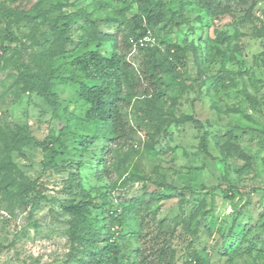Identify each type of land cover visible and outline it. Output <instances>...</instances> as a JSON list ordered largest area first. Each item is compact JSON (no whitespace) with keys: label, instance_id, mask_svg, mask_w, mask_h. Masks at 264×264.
I'll list each match as a JSON object with an SVG mask.
<instances>
[{"label":"rangeland","instance_id":"obj_1","mask_svg":"<svg viewBox=\"0 0 264 264\" xmlns=\"http://www.w3.org/2000/svg\"><path fill=\"white\" fill-rule=\"evenodd\" d=\"M34 1L0 0V4L28 8ZM62 1L67 3L62 8L65 12L80 7L92 11L91 18L99 20V30L114 37L112 42L105 41L101 50L107 54L113 47L118 49L138 73L142 72L147 48L186 45L187 60L181 69L184 71L181 79H185L187 89L179 92L172 88L168 95L174 99L172 108L176 115L187 114L202 123L201 126L194 122L172 123L170 132L159 143L164 151L158 150L152 156L142 146L149 139L142 113L124 110L134 128L129 145L133 143L140 153L126 159V164L118 169L117 154L121 156L129 145L113 148L103 156L98 168L104 174L99 182L94 178L96 166L85 157L89 164L81 167L80 177L86 191L95 196L93 186H105L111 179L116 182L113 203H128L146 187L158 189L152 180L167 182L176 189L162 188L164 199L153 201L150 209L139 208L137 216L145 222V231H154L155 220L187 216L195 209H199V215L204 212L200 217L204 216L209 226L208 230L200 229L196 236L177 226L173 246L178 263L191 248H196L210 252L211 264H264V0H216L211 3L214 12H209L200 0H164L170 22L147 30L137 39L129 35L131 30L135 34L143 32L132 21L138 12L135 0H101L99 4L98 0ZM97 4L99 7L95 8ZM117 11L119 15H115ZM174 11L181 15L171 16ZM58 14L56 10L50 16ZM0 25H5L1 19ZM9 26L17 40L5 41L6 51L0 48V125L26 127L40 141L50 132L67 127L66 138L71 146L79 135L92 131L91 126L79 119L68 120V114L61 111L53 113L38 95L21 92L13 84L12 76L17 70L11 65L4 66L2 59L11 57L13 48H20L23 52L18 64L29 63L45 39H54V31L50 24L40 20L16 21ZM77 26L74 23L70 28L76 40ZM74 90L75 87L67 86L63 96L74 99ZM85 108L79 100L71 106L73 114L79 117ZM205 130H208L206 149H201ZM239 149L250 157V163ZM48 154L47 149L35 143L11 154L25 176L37 183L41 195L36 203L29 198L21 204L0 196V264H81L80 253L72 250L69 239L70 217L60 207L64 200L76 197L64 183L69 171L75 172L77 165L70 160L78 161L79 155L70 150L63 154L66 163L57 161L54 166L46 164ZM125 165L129 166L128 171L138 168L146 179L123 184L128 176ZM229 186L233 187L232 196L227 190ZM92 214L98 211L93 209ZM236 219L242 223L249 221L245 240L237 239L229 255L217 254L222 244L221 233L225 235ZM117 239L124 258H131L138 243L128 234ZM154 243L148 238L146 246Z\"/></svg>","mask_w":264,"mask_h":264},{"label":"trees","instance_id":"obj_2","mask_svg":"<svg viewBox=\"0 0 264 264\" xmlns=\"http://www.w3.org/2000/svg\"><path fill=\"white\" fill-rule=\"evenodd\" d=\"M100 2L101 0H98L97 3ZM135 2L138 12L132 16V21L143 32L135 34L131 30L129 35H133L134 38L143 36L147 30L153 31L161 23L166 25L170 22L164 0H135ZM200 2L204 3L209 12L215 11L211 3L216 0H200ZM66 4L62 0H35L28 8L3 7L0 4V19L5 22L4 26L0 25L2 50L8 49L4 45L5 41L17 40V36L9 26L12 22L40 20L50 24L51 30L55 33L54 39H45L41 43V48L29 63L18 64L23 52L20 48L12 49V56L14 54L17 55L16 57H2V59L4 66L11 65L17 70L12 76L13 84L21 92L29 96L38 95L53 113L61 111L68 114V120H82L91 126L92 131L79 135L78 139H74L73 144L68 146L67 127H62L57 132H50L40 141L26 127L11 128L0 125L1 198L15 201L17 204L26 203L30 198L31 202L36 203L37 196L41 195L37 183L26 177L12 160L11 154L14 151L20 152L24 146L31 143L38 144L49 151L46 164L55 166L57 161L60 162L59 164H65L66 159L63 154L73 150L79 155V159L70 160L71 164L77 165L75 172L69 171L64 187L77 198L64 200L60 207L61 211L70 217L69 239L73 244L72 250L80 253L78 261L81 264H211L210 252L196 248H191L186 253V257L178 263L175 258L176 249L173 246L178 225H181L182 230L190 236H196L200 229H209L204 216L200 217L204 212L199 215V209H195L187 216L183 214L181 217L175 216L172 220H155L154 231L151 233L145 231V222L137 216L140 207L150 209L153 201L165 198L162 188L176 189V187L161 180H152L151 182L157 185L158 189L148 190L146 187L140 196L131 199L128 203L114 204L112 192L116 188V182L113 183L114 181L108 179V184L105 186L94 185L97 193L92 196L86 191L80 177L81 167L90 163L96 166L94 178L97 182L102 181L104 174L98 168L103 156L113 148L128 146V141L133 140L134 128L130 126L124 110L130 108L142 113L149 136L142 146L145 152L152 156L157 155L158 150L164 151L159 143H162L166 138L165 134L170 132L172 123L194 122L196 125H202L193 116L183 113L176 115L172 108L174 99H170L168 95L172 88H177L179 92L187 89L185 79H181L184 72L181 69L186 66L187 46L164 44L162 47L155 45L147 48L142 72L138 73L118 49L113 47L107 54L101 50V45L105 41L112 42L114 37L99 30V20L91 18L92 11L80 7L65 12L62 8ZM98 4L95 8L99 7ZM56 10L59 11L58 16L51 17L50 13ZM119 14L120 11L115 13V15ZM176 15L179 16L181 13L174 11L171 16ZM78 19L83 21L78 22ZM74 23H78L77 40L70 34V28ZM126 39L128 40V36ZM128 44L130 45L129 42ZM139 49L143 50V47ZM67 86L75 87L74 99L70 98V95L63 96ZM77 100L86 106L82 117L74 115L71 110V106ZM207 132L208 130H205L201 137V149H206ZM230 137L229 133L227 145ZM111 144L114 147H111ZM238 151L242 156L247 157L242 150ZM139 153L140 150L135 149L132 143L121 156L117 154L115 166L118 165L119 169L120 165L126 164V159L134 158ZM85 157L89 163L84 161ZM89 158H93V161L90 162ZM247 160L250 163V157H247ZM110 165L111 163L107 166L108 169ZM128 165H125L124 172L127 171L128 176L123 184L127 181L146 179L138 168L128 171ZM232 188L229 186L227 189L231 191L230 196H232ZM93 209L97 210L98 214L93 215ZM248 222L242 223L236 219L225 235L221 233L222 244L217 254L229 255V250L237 239L239 242L245 240L250 230ZM123 234H128L138 243L133 256L127 259L124 258L122 248L117 241V237ZM148 238L153 239L155 243L146 246Z\"/></svg>","mask_w":264,"mask_h":264},{"label":"built area","instance_id":"obj_3","mask_svg":"<svg viewBox=\"0 0 264 264\" xmlns=\"http://www.w3.org/2000/svg\"><path fill=\"white\" fill-rule=\"evenodd\" d=\"M140 45H143V43H142V42H140Z\"/></svg>","mask_w":264,"mask_h":264}]
</instances>
